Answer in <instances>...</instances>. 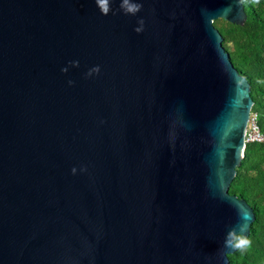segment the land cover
<instances>
[{
  "label": "water",
  "instance_id": "obj_1",
  "mask_svg": "<svg viewBox=\"0 0 264 264\" xmlns=\"http://www.w3.org/2000/svg\"><path fill=\"white\" fill-rule=\"evenodd\" d=\"M0 0V264H230L251 84L242 0ZM231 234V235H230Z\"/></svg>",
  "mask_w": 264,
  "mask_h": 264
},
{
  "label": "trees",
  "instance_id": "obj_2",
  "mask_svg": "<svg viewBox=\"0 0 264 264\" xmlns=\"http://www.w3.org/2000/svg\"><path fill=\"white\" fill-rule=\"evenodd\" d=\"M247 19L244 24L224 18L214 21L223 35V45L230 58L251 84L257 115L264 134V0H242ZM231 194L245 199L254 209L248 243L229 255L230 264H264V141L247 142L241 166L231 183Z\"/></svg>",
  "mask_w": 264,
  "mask_h": 264
},
{
  "label": "clouds",
  "instance_id": "obj_3",
  "mask_svg": "<svg viewBox=\"0 0 264 264\" xmlns=\"http://www.w3.org/2000/svg\"><path fill=\"white\" fill-rule=\"evenodd\" d=\"M96 2L101 12L107 14L109 11L110 0H96ZM139 7L140 5L136 3V0H122L121 3V8L126 13L134 14L139 9ZM247 243V239L241 235L234 236L231 240H229L228 237H226L225 239L226 246L231 245L233 247H241L246 245Z\"/></svg>",
  "mask_w": 264,
  "mask_h": 264
},
{
  "label": "built area",
  "instance_id": "obj_4",
  "mask_svg": "<svg viewBox=\"0 0 264 264\" xmlns=\"http://www.w3.org/2000/svg\"><path fill=\"white\" fill-rule=\"evenodd\" d=\"M253 141H258V142L264 141V134L260 132L257 123V115L251 111L247 130H246V142H253Z\"/></svg>",
  "mask_w": 264,
  "mask_h": 264
}]
</instances>
